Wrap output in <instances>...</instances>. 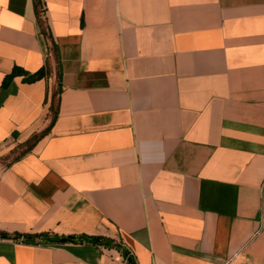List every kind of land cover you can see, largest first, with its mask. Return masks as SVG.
<instances>
[{
  "label": "crops",
  "instance_id": "1",
  "mask_svg": "<svg viewBox=\"0 0 264 264\" xmlns=\"http://www.w3.org/2000/svg\"><path fill=\"white\" fill-rule=\"evenodd\" d=\"M0 0V264H264V0ZM54 69L55 63L51 60ZM47 233L65 243L26 244Z\"/></svg>",
  "mask_w": 264,
  "mask_h": 264
},
{
  "label": "trees",
  "instance_id": "2",
  "mask_svg": "<svg viewBox=\"0 0 264 264\" xmlns=\"http://www.w3.org/2000/svg\"><path fill=\"white\" fill-rule=\"evenodd\" d=\"M34 3V8L35 12L37 14V21L40 29V33L44 36V38L48 41L47 43V54L45 56V61L42 66V68L34 73V74H24L23 81L27 83H32L37 80H40L42 78H45L53 73V71L56 74V83L57 87L55 91L51 95V102L49 106V112L51 115V121L49 126L43 130L41 133L38 135L32 136L25 145H21L19 148H15L12 151L13 157L10 158V162L15 161L17 159H20L23 157L25 154H27L32 147L41 139L43 138L49 131L50 126L53 124L57 113H58V96L61 92V87H60V76H61V71H60V59H59V54H58V49L57 45L55 44L53 37L51 35L50 29L48 24L46 23L47 21V16L44 8L42 7V2L41 0H33ZM53 58V61L55 63V67L53 69L51 60ZM0 237L2 238H7L8 234L4 232H0ZM23 243L26 244H43V243H50V242H56L57 240L53 239L50 237L47 233H39V234H27L23 235ZM97 239V240H96ZM69 241V240H68ZM72 240H70L71 242ZM81 241H86L90 242L94 245H99V246H104L106 248H115L123 252L125 256V264H135L133 258L119 245L114 244L112 240L103 238V237H88V236H82L79 240Z\"/></svg>",
  "mask_w": 264,
  "mask_h": 264
},
{
  "label": "water",
  "instance_id": "3",
  "mask_svg": "<svg viewBox=\"0 0 264 264\" xmlns=\"http://www.w3.org/2000/svg\"><path fill=\"white\" fill-rule=\"evenodd\" d=\"M10 239L11 240H13V241H17V242H19V241H21V240H23L24 238H23V236H12V237H10ZM70 241V240H72V237H68V238H61V239H58L57 240V242L58 243H65V242H67V241ZM97 240V239H96Z\"/></svg>",
  "mask_w": 264,
  "mask_h": 264
},
{
  "label": "rangeland",
  "instance_id": "4",
  "mask_svg": "<svg viewBox=\"0 0 264 264\" xmlns=\"http://www.w3.org/2000/svg\"><path fill=\"white\" fill-rule=\"evenodd\" d=\"M11 157H13V155H10ZM10 159V158H9ZM118 250V249H117ZM120 251V250H119ZM121 253H122V255H123V259H124V261H125V256H124V254H123V252L122 251H120Z\"/></svg>",
  "mask_w": 264,
  "mask_h": 264
}]
</instances>
